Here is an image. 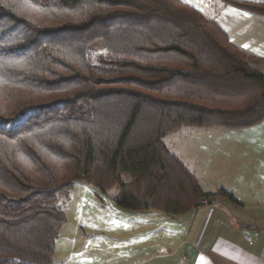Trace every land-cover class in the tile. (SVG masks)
Returning <instances> with one entry per match:
<instances>
[{
	"label": "trees",
	"instance_id": "trees-1",
	"mask_svg": "<svg viewBox=\"0 0 264 264\" xmlns=\"http://www.w3.org/2000/svg\"><path fill=\"white\" fill-rule=\"evenodd\" d=\"M263 65L184 0H0V264H53L80 180L135 211L242 205L163 136L261 121Z\"/></svg>",
	"mask_w": 264,
	"mask_h": 264
},
{
	"label": "rangeland",
	"instance_id": "rangeland-1",
	"mask_svg": "<svg viewBox=\"0 0 264 264\" xmlns=\"http://www.w3.org/2000/svg\"><path fill=\"white\" fill-rule=\"evenodd\" d=\"M185 1L202 20L214 19L228 28L237 27L246 12L224 0ZM246 42L255 53L264 54V40ZM163 140L196 174L204 191L223 187L245 200L249 213L264 215V118L243 128L183 126ZM119 195V187L106 192L85 180L75 182L68 201L61 204L67 221L60 229L53 264H159L146 260L143 243L161 244L169 236L172 243L181 242L188 235L192 213L173 216L154 211L153 231L152 218L120 207ZM225 204L234 206L228 199Z\"/></svg>",
	"mask_w": 264,
	"mask_h": 264
},
{
	"label": "crops",
	"instance_id": "crops-1",
	"mask_svg": "<svg viewBox=\"0 0 264 264\" xmlns=\"http://www.w3.org/2000/svg\"><path fill=\"white\" fill-rule=\"evenodd\" d=\"M245 11L237 27L228 28L218 23L230 39L246 52L264 56L255 53L256 49L246 42L264 40V17ZM236 198L242 205L233 203L234 206H229L221 200L214 205L176 215L192 213L188 235L181 242L172 243L170 236L166 241L159 242L161 244H156L154 240L146 241L143 243L148 256L146 260H159V264H171V261L173 264H264V215L249 213L246 201ZM154 211L158 210L136 212L152 218L153 231ZM233 212L238 216L237 221Z\"/></svg>",
	"mask_w": 264,
	"mask_h": 264
}]
</instances>
